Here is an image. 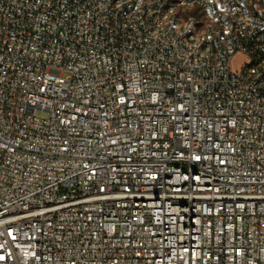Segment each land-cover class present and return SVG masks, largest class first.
<instances>
[{"label":"built area","instance_id":"1","mask_svg":"<svg viewBox=\"0 0 264 264\" xmlns=\"http://www.w3.org/2000/svg\"><path fill=\"white\" fill-rule=\"evenodd\" d=\"M0 264H264V0H0Z\"/></svg>","mask_w":264,"mask_h":264},{"label":"rangeland","instance_id":"2","mask_svg":"<svg viewBox=\"0 0 264 264\" xmlns=\"http://www.w3.org/2000/svg\"><path fill=\"white\" fill-rule=\"evenodd\" d=\"M244 62H246V57L242 53H238L231 59L230 65L233 70H238ZM37 115L45 117L47 113L44 111H37Z\"/></svg>","mask_w":264,"mask_h":264}]
</instances>
